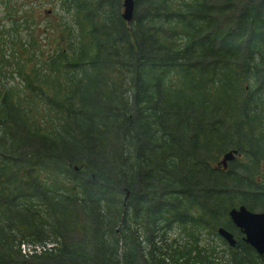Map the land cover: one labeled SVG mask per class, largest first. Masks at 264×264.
I'll use <instances>...</instances> for the list:
<instances>
[{
    "label": "trees",
    "instance_id": "1",
    "mask_svg": "<svg viewBox=\"0 0 264 264\" xmlns=\"http://www.w3.org/2000/svg\"><path fill=\"white\" fill-rule=\"evenodd\" d=\"M49 1L0 0V264H264V0Z\"/></svg>",
    "mask_w": 264,
    "mask_h": 264
},
{
    "label": "water",
    "instance_id": "2",
    "mask_svg": "<svg viewBox=\"0 0 264 264\" xmlns=\"http://www.w3.org/2000/svg\"><path fill=\"white\" fill-rule=\"evenodd\" d=\"M121 16L128 20L132 15V0H122ZM237 153L236 148L224 151L216 162V165L226 166V161L234 158ZM227 214L232 223L241 232V238L248 243L258 254L264 252V211L250 210L243 204L232 206ZM217 233L221 235L230 245L235 239L232 233L222 226L217 227Z\"/></svg>",
    "mask_w": 264,
    "mask_h": 264
},
{
    "label": "rangeland",
    "instance_id": "3",
    "mask_svg": "<svg viewBox=\"0 0 264 264\" xmlns=\"http://www.w3.org/2000/svg\"><path fill=\"white\" fill-rule=\"evenodd\" d=\"M57 2L56 1H49V0H42V2L40 3L39 5V9L40 10H48L47 14L46 15H43V17H40V19L38 20L37 24H38V27H41L43 25V23L45 22H52L53 20H55L57 17H58V13H59V8L58 6L56 5ZM49 32V30H47V33ZM41 37H43L45 34L44 33H40L39 34ZM56 36V35H54ZM42 40V39H41ZM42 44V50L45 51L48 49V45L46 44V38L45 40H42L41 41ZM40 44H38L37 46H39ZM50 45H51V42H50ZM237 157H242L241 154L237 155ZM259 163L261 164L260 167H259V171H264V159H260L259 160ZM253 210H258L257 208H253ZM210 236H214V235H210ZM216 238H214V240L210 241V243L212 244V246H214V250H216V254L217 256H222V257H227L228 254L223 250L224 249V246L223 243L221 242V240L217 237V236H214ZM210 238H213V237H210ZM25 246H27L28 249H31L32 248V245L31 244H25Z\"/></svg>",
    "mask_w": 264,
    "mask_h": 264
}]
</instances>
